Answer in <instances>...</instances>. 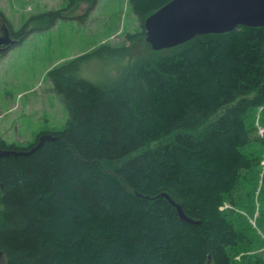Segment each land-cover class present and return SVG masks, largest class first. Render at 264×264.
Returning <instances> with one entry per match:
<instances>
[{
	"label": "trees",
	"instance_id": "16d2710c",
	"mask_svg": "<svg viewBox=\"0 0 264 264\" xmlns=\"http://www.w3.org/2000/svg\"><path fill=\"white\" fill-rule=\"evenodd\" d=\"M67 1V9L87 4V15L99 2ZM171 1L128 4L143 25ZM65 11L31 17L2 53L67 19ZM165 51L102 45L49 71L68 109L65 128L25 147L0 142V151L21 153L55 138L29 156L0 158L4 264H264L255 253L264 247L256 124L264 127V28ZM95 59L115 75L84 77ZM163 193L197 224L182 221Z\"/></svg>",
	"mask_w": 264,
	"mask_h": 264
},
{
	"label": "rangeland",
	"instance_id": "374dc122",
	"mask_svg": "<svg viewBox=\"0 0 264 264\" xmlns=\"http://www.w3.org/2000/svg\"><path fill=\"white\" fill-rule=\"evenodd\" d=\"M68 3L67 0H0V31L5 25L17 32L33 16L67 10V19L53 28L35 31L7 53H0V142L25 147L42 132L65 128L69 113L62 97L53 89L48 75L51 69L102 45L131 46L134 54L142 56L153 52L146 36L141 35L145 22L142 25L128 0H99L89 15L87 4L78 3L67 9ZM139 35L135 41L129 40ZM155 54L160 57L167 52ZM115 71L113 65L95 59L84 66L82 75L93 81H105ZM256 124L259 135L263 136L264 127L259 126L258 120ZM262 165L264 169V161ZM251 222L255 226V219ZM255 253L264 257V247ZM4 263L0 256V264Z\"/></svg>",
	"mask_w": 264,
	"mask_h": 264
},
{
	"label": "water",
	"instance_id": "95a60500",
	"mask_svg": "<svg viewBox=\"0 0 264 264\" xmlns=\"http://www.w3.org/2000/svg\"><path fill=\"white\" fill-rule=\"evenodd\" d=\"M145 36L153 51L169 50L197 36L224 34L244 26L264 28V0H173L145 21ZM15 44L10 37L0 38V46ZM6 49L0 48V53ZM46 141H55L44 135L29 152L0 151V158L29 156L42 148ZM177 209L180 219L197 224L168 194L161 195Z\"/></svg>",
	"mask_w": 264,
	"mask_h": 264
},
{
	"label": "flooded vegetation",
	"instance_id": "af4514ba",
	"mask_svg": "<svg viewBox=\"0 0 264 264\" xmlns=\"http://www.w3.org/2000/svg\"><path fill=\"white\" fill-rule=\"evenodd\" d=\"M6 37H10L12 40H14V38L12 36V31L9 28L5 27V25H3V28L0 31V38H6ZM10 47H11V45L9 47H7L5 45L0 46V48H2V49L8 48L7 50H9Z\"/></svg>",
	"mask_w": 264,
	"mask_h": 264
},
{
	"label": "bare ground",
	"instance_id": "6f19581e",
	"mask_svg": "<svg viewBox=\"0 0 264 264\" xmlns=\"http://www.w3.org/2000/svg\"><path fill=\"white\" fill-rule=\"evenodd\" d=\"M6 24V23H5ZM165 51V50H164Z\"/></svg>",
	"mask_w": 264,
	"mask_h": 264
}]
</instances>
